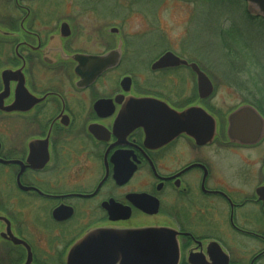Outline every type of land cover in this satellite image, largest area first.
<instances>
[{
	"label": "flooded vegetation",
	"instance_id": "obj_1",
	"mask_svg": "<svg viewBox=\"0 0 264 264\" xmlns=\"http://www.w3.org/2000/svg\"><path fill=\"white\" fill-rule=\"evenodd\" d=\"M134 5L0 0L4 263L264 264V78L155 66L199 64Z\"/></svg>",
	"mask_w": 264,
	"mask_h": 264
},
{
	"label": "rangeland",
	"instance_id": "obj_2",
	"mask_svg": "<svg viewBox=\"0 0 264 264\" xmlns=\"http://www.w3.org/2000/svg\"><path fill=\"white\" fill-rule=\"evenodd\" d=\"M136 2L134 6L141 15L135 22L155 25L153 37L159 43L164 34L174 49L182 51L183 47L186 58L197 61L206 74H220L223 86H230V74H258L264 78V19L250 18L243 0ZM173 74L192 73L184 67ZM221 91L223 106L231 105L223 87ZM5 260L2 248L0 264Z\"/></svg>",
	"mask_w": 264,
	"mask_h": 264
},
{
	"label": "water",
	"instance_id": "obj_3",
	"mask_svg": "<svg viewBox=\"0 0 264 264\" xmlns=\"http://www.w3.org/2000/svg\"><path fill=\"white\" fill-rule=\"evenodd\" d=\"M244 1L247 3L250 11L264 18V0H244ZM179 64L187 65L188 67H190V69L194 72V74H198L199 81L201 80L208 81V78L205 75L206 73L203 70H201L195 62H188L186 59L180 58L171 52L165 53L155 62L154 65L174 66ZM230 118L231 117H229V120ZM186 130L188 131V126H186ZM211 131L213 133V127ZM188 132H190L193 135H198L201 132V130L198 129L197 127L196 128L191 127ZM135 232H136V238L138 239L158 240V241L165 240L166 243H158L159 253H162L163 249L164 250L167 249V252L164 255L170 256L171 254H175V257H177V243H176L175 235L173 234L171 229L164 227H144V228L135 229ZM10 238L16 242L21 241L20 239L13 237L12 235ZM148 252L150 253V250ZM175 263L176 260L173 262V264Z\"/></svg>",
	"mask_w": 264,
	"mask_h": 264
}]
</instances>
